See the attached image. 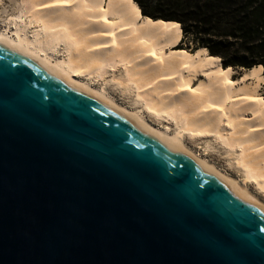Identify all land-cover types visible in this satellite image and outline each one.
Wrapping results in <instances>:
<instances>
[{
	"label": "water",
	"instance_id": "95a60500",
	"mask_svg": "<svg viewBox=\"0 0 264 264\" xmlns=\"http://www.w3.org/2000/svg\"><path fill=\"white\" fill-rule=\"evenodd\" d=\"M0 264H264V204L0 40Z\"/></svg>",
	"mask_w": 264,
	"mask_h": 264
},
{
	"label": "bare ground",
	"instance_id": "6f19581e",
	"mask_svg": "<svg viewBox=\"0 0 264 264\" xmlns=\"http://www.w3.org/2000/svg\"><path fill=\"white\" fill-rule=\"evenodd\" d=\"M22 3L16 19L9 18L6 28L0 30V40L69 75L106 102L177 140L264 204L259 193L264 194L261 66L245 68L234 78L238 70L230 66L219 69L208 51L189 54L176 48L180 29L140 18L130 0ZM108 84L125 95H134L133 104L142 106L121 102ZM152 115L166 119L173 129L155 125L149 119ZM187 135L191 139L210 137V144L213 140L223 146L241 177L195 150L187 143ZM253 182L258 190L252 189Z\"/></svg>",
	"mask_w": 264,
	"mask_h": 264
},
{
	"label": "trees",
	"instance_id": "16d2710c",
	"mask_svg": "<svg viewBox=\"0 0 264 264\" xmlns=\"http://www.w3.org/2000/svg\"><path fill=\"white\" fill-rule=\"evenodd\" d=\"M130 1L140 18L181 29L182 42L208 51L219 69L261 66L264 75V0Z\"/></svg>",
	"mask_w": 264,
	"mask_h": 264
},
{
	"label": "rangeland",
	"instance_id": "374dc122",
	"mask_svg": "<svg viewBox=\"0 0 264 264\" xmlns=\"http://www.w3.org/2000/svg\"><path fill=\"white\" fill-rule=\"evenodd\" d=\"M22 2H24V0H0V30L6 28V26L8 25V19L9 18L16 19V15L20 12L21 6L24 5V3H22ZM141 11H142V9H141ZM10 26L12 27L14 25H10ZM182 34H183V31H182ZM178 38H179V43L176 46V48H178V49H186L187 53H189V54H192V53H194L195 51H198V50H205V49H198V48L195 49V47L193 46L192 42H190L189 40H185L184 42H182L183 36H182V39H181V29H180V34H179ZM209 56H210V53H209ZM236 69L238 71L234 74V78L237 79L242 74L241 72H243V70L245 68L237 67ZM221 70H223V69H221ZM263 73H264V71H263ZM107 86H108V89L112 92V94L117 99H119L121 102H123V103H125V104H127L129 106H142L141 104H133L134 95H130L129 96V95L123 94L120 91V89H118L117 87L113 86V84H108ZM262 91L264 93V84H263V87H262ZM139 108H141V107H139ZM155 118L156 117L155 116L153 117V115L149 116V119L155 125H160V126H163V127H166V126L170 125L169 127H171V129H173V126L171 125L172 123H170L166 119L156 118L157 119L156 120ZM188 136L189 135H187V140L186 141L195 150H197L198 152H200L203 155H207V157L211 161L215 162L218 166L222 167L224 170L228 171L233 176L241 177V174H240L241 171L237 167H235L233 164H230L231 162H229V158L226 155V152L223 151L224 150L223 146L221 147V145L219 143H216L213 140H212L213 142L211 141V144H210L209 143L210 140H211L210 137H196V138H192L191 139V137H188ZM188 138H190V139H188ZM251 187H252L253 190H258V187L255 186L254 182L251 183ZM259 193H260L261 197H263V199H264V194L262 192H259Z\"/></svg>",
	"mask_w": 264,
	"mask_h": 264
}]
</instances>
